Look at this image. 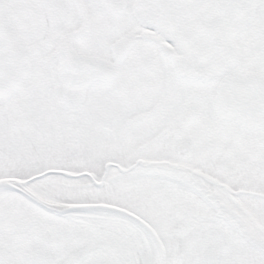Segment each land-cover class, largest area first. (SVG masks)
<instances>
[{
	"label": "snow or ice",
	"instance_id": "1",
	"mask_svg": "<svg viewBox=\"0 0 264 264\" xmlns=\"http://www.w3.org/2000/svg\"><path fill=\"white\" fill-rule=\"evenodd\" d=\"M0 264H264V0H0Z\"/></svg>",
	"mask_w": 264,
	"mask_h": 264
}]
</instances>
